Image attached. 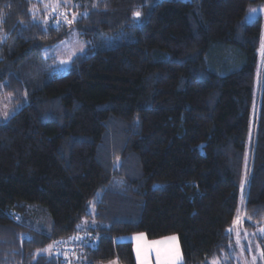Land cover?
I'll use <instances>...</instances> for the list:
<instances>
[{
  "label": "trees",
  "instance_id": "1",
  "mask_svg": "<svg viewBox=\"0 0 264 264\" xmlns=\"http://www.w3.org/2000/svg\"><path fill=\"white\" fill-rule=\"evenodd\" d=\"M262 3L0 0L13 108L0 119V264H63L57 244L84 234L95 243L73 260L135 264L117 238L134 232L176 234L180 264H231L245 172L264 263V68L250 133L264 20L242 21ZM69 26L83 50L58 66L41 51Z\"/></svg>",
  "mask_w": 264,
  "mask_h": 264
},
{
  "label": "rangeland",
  "instance_id": "2",
  "mask_svg": "<svg viewBox=\"0 0 264 264\" xmlns=\"http://www.w3.org/2000/svg\"><path fill=\"white\" fill-rule=\"evenodd\" d=\"M255 11H252L253 9H247L245 12L242 21L243 22H249L257 18L259 15L262 14V18L264 20V3L260 4V6H256ZM52 10V9H51ZM52 10L50 13L54 14ZM68 18V17H67ZM65 22V18H62ZM69 19V18H68ZM83 50V43L82 40L78 37L76 30L69 26L67 36L60 41H57L55 44L45 46L41 53L42 55L45 56H53L55 58V62L59 66H66L70 59L77 53L81 52ZM264 52L262 48L260 49V57L257 62V70H256V79L255 83L256 84V92H255V101H254V106H253V121L251 120V126H250V133L252 134L254 131L255 127V117L258 109V101L260 99L259 94H260V88H259V82L261 78V74L264 68ZM60 61H65V63H60ZM12 105L9 104V97L8 94H2L0 92V119L4 121L6 117L8 116L9 112L13 110L11 108ZM248 154V152H247ZM248 161L246 160V165L245 169L248 167ZM246 172L243 176V188H241V191L239 193L238 197V203H237V211L235 213V217L233 219L237 220V223H231V225L228 227V232L231 234L232 240V245H231V264H264L262 261V256H261V249L260 246L258 245L255 235H256V230L252 226H245V190H244V183H245V177ZM44 224H45V231L49 230L50 227V217L48 214L45 215L44 217ZM231 229V231H229ZM264 229L263 225L259 227L258 230L262 231ZM144 234V238L147 242L148 245H151V242L153 241H165V238L167 237H172L175 236L177 237L176 234H169L166 236H161L157 238H148L144 232H134L130 234H123L120 236H117V238L121 239H129L132 243L133 246V253H134V259H135V264H140V261L137 259V252H136V246H137V240L135 237H137L139 234ZM142 244H144V240L141 241ZM178 245L179 248V254H180V259L175 261V264H180L182 261V254H181V248L180 244L178 241V237L176 241H165L164 244L161 245H156L154 247H151L148 249L147 252V258L145 260V264H165V252L164 250L167 249L170 246H175ZM156 247H159L162 249L160 257L158 259L157 257V252L155 250ZM225 257V256H224ZM224 257L221 259H214L212 260V264H224ZM228 254H226V258H228ZM224 259V260H223ZM112 260H117V258L110 259L109 261ZM102 262L103 263H107ZM119 262V261H118ZM227 263V262H226Z\"/></svg>",
  "mask_w": 264,
  "mask_h": 264
},
{
  "label": "snow or ice",
  "instance_id": "3",
  "mask_svg": "<svg viewBox=\"0 0 264 264\" xmlns=\"http://www.w3.org/2000/svg\"><path fill=\"white\" fill-rule=\"evenodd\" d=\"M252 11H255V9H253ZM134 18H139L141 16V12L137 11L133 14ZM75 19V16L73 17L72 20L67 19V16L65 15V22L68 24L73 23ZM57 23H59V21H57ZM60 63H65V61H60ZM243 188V184L241 186ZM233 223H237V220H234ZM77 227L79 228L80 225H77ZM229 231H231V229H229ZM262 231H264V229H262ZM75 239H82L81 237H75ZM135 239L137 240V246H136V252H137V259L140 261V264H145V260L147 258V252L148 249L151 247H154L156 245H161L164 244L165 241H176L177 237L172 236V237H167L165 238V241H153L151 242V245H148L145 238H144V234H139L137 237H135ZM144 240V244L141 243V241ZM52 247V245H49V249ZM156 252H157V257L159 259L160 254L162 249L159 247L155 248ZM165 252V264H175V261L180 259V254H179V248L178 245L175 246H170L167 249L164 250Z\"/></svg>",
  "mask_w": 264,
  "mask_h": 264
},
{
  "label": "built area",
  "instance_id": "4",
  "mask_svg": "<svg viewBox=\"0 0 264 264\" xmlns=\"http://www.w3.org/2000/svg\"><path fill=\"white\" fill-rule=\"evenodd\" d=\"M82 239H75L72 242L65 243L59 242L55 247V252L63 257V264H82L77 259L73 260L76 253L82 246H92L95 243L94 236L91 234H84L81 236Z\"/></svg>",
  "mask_w": 264,
  "mask_h": 264
},
{
  "label": "crops",
  "instance_id": "5",
  "mask_svg": "<svg viewBox=\"0 0 264 264\" xmlns=\"http://www.w3.org/2000/svg\"><path fill=\"white\" fill-rule=\"evenodd\" d=\"M103 264H121V263L118 262L117 260H112V261H109V262L103 263Z\"/></svg>",
  "mask_w": 264,
  "mask_h": 264
}]
</instances>
